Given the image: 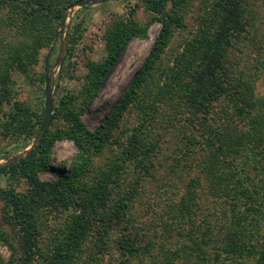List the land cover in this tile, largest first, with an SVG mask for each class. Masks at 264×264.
I'll return each instance as SVG.
<instances>
[{
    "label": "trees",
    "instance_id": "trees-1",
    "mask_svg": "<svg viewBox=\"0 0 264 264\" xmlns=\"http://www.w3.org/2000/svg\"><path fill=\"white\" fill-rule=\"evenodd\" d=\"M74 1L0 0L8 25L24 37L0 53V105H10L2 115L4 138L28 145L44 123V108L37 111L16 101L10 72H27L37 63L40 50L56 33L52 24L61 22L64 8ZM140 1L161 28L112 111L96 128L82 119L128 42L148 36L150 22L139 23L136 8L109 30L105 59L87 64L82 92L59 98L52 122L60 118L63 124L49 126L30 155L4 170L2 215L16 234L0 229V240L11 250L9 259L0 256V264H102L113 250L118 264H134L146 256L156 258L153 264H177V259L185 264H210L212 259L214 264H264V96L256 89L264 54L245 67L237 58L249 36L257 40L250 0H209L172 64H164L163 56L176 31L185 27L180 8L190 0H174L178 7L171 10L169 0ZM72 52L70 48L68 60ZM165 103L170 112L158 116L152 132L155 109ZM131 106L140 110L141 122L115 155L97 164L96 157L115 142V130ZM156 128L175 130L183 140L186 156L170 163L166 173L161 157L165 139ZM62 139L71 140L78 154L70 167L56 170L50 158ZM190 167L194 173L188 177ZM46 172L55 177L42 178ZM175 177L185 187L177 198ZM147 181L153 185L148 186L151 198L162 209V228L169 232L161 233L159 244L143 230V218L132 212L137 190ZM205 186L216 206L199 203Z\"/></svg>",
    "mask_w": 264,
    "mask_h": 264
},
{
    "label": "rangeland",
    "instance_id": "rangeland-1",
    "mask_svg": "<svg viewBox=\"0 0 264 264\" xmlns=\"http://www.w3.org/2000/svg\"><path fill=\"white\" fill-rule=\"evenodd\" d=\"M78 1V0H77ZM213 1V0H212ZM75 2V1H74ZM73 2V3H74ZM209 0H190L186 5L180 8V12L183 13L185 27L179 28L169 47L163 56V63H173V57L177 51L181 50L185 45V39L190 37L197 29L198 17L204 13L205 7ZM64 8L66 13V25L64 26V34H61L62 19L59 24L54 23L52 27L56 30V33L51 42L42 47L39 52L37 63L31 64L28 67V71H20L13 69L10 73V77L13 81L12 89L16 101L23 102L33 110L42 111L43 108L46 112V80L47 72L51 71L52 77V91L54 95V107L59 98L69 92L72 94H80L84 88L88 75L87 64L90 61L101 62L107 55L106 50V38L109 30L114 23L123 18L129 17V13L132 8H136L135 18L141 23L148 25L147 37H133L127 44L126 48L122 52L118 63L113 67L107 80L96 98L86 104L82 119L90 128H96L102 120L112 111L116 103L126 92L131 80L142 67L149 52L151 51L158 31L161 28V22L152 19V14L141 4L140 0H108L105 2H98L94 4L84 5L83 7ZM174 0H169L167 9H176L178 6L174 5ZM251 7L254 14L255 31L258 30L257 40L252 39V36L247 38V48L244 53L237 54V58L240 59V66L245 67L253 61L254 57L264 54V3L262 0H250ZM8 14L0 11V53H7V48L20 41L24 40V37L11 29L6 20ZM3 44H2V43ZM66 43V49L61 60L63 53V43ZM72 48L73 54L69 57V49ZM246 52L248 54H246ZM242 59V60H241ZM48 61V65H46ZM69 62V63H68ZM56 65V66H55ZM257 92L259 95L264 96V72L257 82ZM79 100L81 95H79ZM168 103L160 104L155 109L156 122L149 126L154 131V126L158 127V116H165L166 112H170ZM10 110V105H0V169L6 163L5 158L22 152L27 148L36 136L30 141L28 145L23 142H18L15 137L4 138L2 135V115ZM54 113V111H53ZM140 110L135 106H131L126 112L124 118L120 122V126L115 130L114 139L115 142L109 145L103 154L96 157L97 164H102L109 160L118 150L121 148V143H124L127 137V133L134 129L141 122ZM168 114V113H166ZM46 117V116H45ZM53 119V118H52ZM165 123V122H164ZM63 124V120L57 118L54 122H50L49 126L55 128L58 125ZM146 125L148 123H145ZM43 125V124H42ZM48 126V127H49ZM165 127V124H164ZM173 128V127H172ZM48 129V128H47ZM158 133L164 136L163 146L161 149V157L164 162L162 167V173H166L169 169V164L173 163L175 159L184 158L186 156L182 151L181 145L183 140L180 139L179 133L175 130H167L158 128L155 129ZM156 133V134H158ZM118 140V142H116ZM26 145V146H25ZM25 146V147H24ZM78 154L76 145L68 139L58 140L55 143L50 161L54 169L68 168L72 165ZM188 159V158H186ZM190 159H188V162ZM188 173V177L193 175V168ZM131 169V168H130ZM136 175V171H135ZM187 174H185V177ZM55 177L53 172H46L42 174V178L52 179ZM179 177V176H178ZM186 177L185 179H188ZM178 182V191L173 198H177V194L180 197L185 191L184 181L181 178H174ZM142 183L139 186L136 202L132 208V212L137 215L138 219L143 218V225L145 233L154 239L158 244L161 243V233H169L165 228H162L163 224L160 221V213L162 211L159 206V202H154L153 191L149 189V182L143 183L146 188H142ZM7 185V177L4 175V171L0 172V186ZM25 188V184L22 183L18 186V189ZM199 193V203L202 205L216 206L217 200L209 195L207 186L201 188ZM151 195V196H150ZM172 201H174L172 199ZM150 205V206H149ZM2 201L0 200V229H4L11 235L16 234V230L5 221L2 213ZM156 213V215H154ZM46 233V230H45ZM157 244V245H158ZM153 253H157L154 248ZM0 256L5 259H9L11 256V250L9 247L0 240ZM117 253L113 250L112 253L104 256L102 264H118ZM214 259L210 264H214ZM156 262V258H150L149 256L142 258V261H135L134 264H153ZM248 262L247 264H252ZM177 264H185L182 259H177ZM219 264H228L219 261ZM235 264H238L235 262Z\"/></svg>",
    "mask_w": 264,
    "mask_h": 264
},
{
    "label": "water",
    "instance_id": "water-1",
    "mask_svg": "<svg viewBox=\"0 0 264 264\" xmlns=\"http://www.w3.org/2000/svg\"><path fill=\"white\" fill-rule=\"evenodd\" d=\"M105 1H108V0H78V1H75L69 8L83 7L84 5L94 4V3H98V2H105ZM65 25H66V13H64L63 18H62L61 34H64L63 28ZM62 43H63L64 48H63V53L61 55V60H63V56H64L65 49H66V43L65 42H62ZM46 65H48V61H46ZM51 71L47 72L48 76H47V80H46V95H47L46 117H45V121H44L38 135L32 141V143L27 148H25L22 152H19L15 155H12L10 157L5 158L6 163L3 165V167H1L0 172H3L8 167H10L12 164H14V163L24 159L28 155H30V153L36 148V146L40 143L41 139L45 135V132H46L50 122L52 121L53 111H54V95H53V91H52V77H51V73H50Z\"/></svg>",
    "mask_w": 264,
    "mask_h": 264
}]
</instances>
